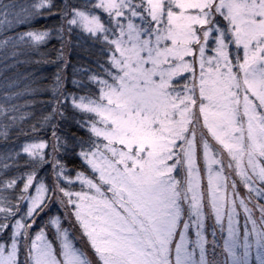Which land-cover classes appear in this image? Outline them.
Masks as SVG:
<instances>
[{"label": "snow or ice", "instance_id": "snow-or-ice-1", "mask_svg": "<svg viewBox=\"0 0 264 264\" xmlns=\"http://www.w3.org/2000/svg\"><path fill=\"white\" fill-rule=\"evenodd\" d=\"M0 29L56 69L27 128L0 103V264H264V0H0Z\"/></svg>", "mask_w": 264, "mask_h": 264}, {"label": "trees", "instance_id": "trees-1", "mask_svg": "<svg viewBox=\"0 0 264 264\" xmlns=\"http://www.w3.org/2000/svg\"><path fill=\"white\" fill-rule=\"evenodd\" d=\"M2 35L3 30L0 29V37ZM12 52L13 49L10 45L6 48H0V103L5 101L4 92L18 93V95H10L8 103L17 106L19 110L17 115L24 112L31 114L19 122L21 127L27 128L30 123L38 121L48 110L47 105L41 103L50 96V92L44 88V85L50 83L56 69L53 63L45 62L52 56L50 50L47 52L42 50L38 54L25 47L15 56L12 55ZM69 58L78 59L75 54H71ZM79 58L88 60L87 51H81ZM66 86L71 87L70 84ZM30 101H35V103H29ZM66 111L67 121L61 126L64 133L68 134L69 137L73 133L82 135L83 131L78 130L76 124L79 116L74 114L71 109ZM3 147L4 145L0 144V149ZM70 162L79 163L75 159H71Z\"/></svg>", "mask_w": 264, "mask_h": 264}]
</instances>
